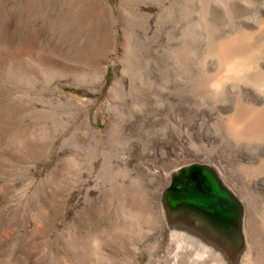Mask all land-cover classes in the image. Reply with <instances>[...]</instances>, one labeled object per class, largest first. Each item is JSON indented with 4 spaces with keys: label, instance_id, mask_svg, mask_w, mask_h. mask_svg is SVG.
Returning <instances> with one entry per match:
<instances>
[{
    "label": "rangeland",
    "instance_id": "obj_1",
    "mask_svg": "<svg viewBox=\"0 0 264 264\" xmlns=\"http://www.w3.org/2000/svg\"><path fill=\"white\" fill-rule=\"evenodd\" d=\"M107 1L111 20L103 4L83 12L72 0H0L14 42L0 53V264H184L182 225L166 221L160 200L172 176L207 160L174 132L143 146L121 133L106 139L124 108L120 91L108 92L120 64L118 2ZM108 20L112 55L99 86L85 73L101 55ZM59 51L81 69L63 67ZM216 162L232 185L228 163ZM254 230L250 219L253 242Z\"/></svg>",
    "mask_w": 264,
    "mask_h": 264
},
{
    "label": "bare ground",
    "instance_id": "obj_2",
    "mask_svg": "<svg viewBox=\"0 0 264 264\" xmlns=\"http://www.w3.org/2000/svg\"><path fill=\"white\" fill-rule=\"evenodd\" d=\"M117 2L115 25L119 43L115 61L120 70L108 92L118 89L124 108L117 119L118 133L112 131L114 117L107 126L106 139L114 142V136L121 133L125 144L135 139L143 146L148 137L156 142L168 133L182 136L185 143L203 154L207 160L204 165L242 208L236 233L228 238L194 215L169 212L161 197L166 221L182 225L184 264H191L195 256L199 257V264H261L258 251L264 242V0ZM102 4L111 20L107 0H72V5L83 12ZM83 12L77 13L78 21ZM109 20L101 36V55L94 66L87 67L90 72H82L99 86L105 82V64L112 55ZM0 23V53H4L13 48L14 42L2 24L1 12ZM19 24L17 21L15 31L20 30ZM23 33L19 36L21 42L26 38ZM69 34L60 35V49ZM55 57L67 69L81 67L60 51ZM84 126L89 139L100 143L102 138L96 137L90 123ZM83 127L80 125L79 129ZM21 130L19 127L16 135ZM214 158L228 163L232 185L226 183L223 167ZM250 219L257 234L254 242L249 233Z\"/></svg>",
    "mask_w": 264,
    "mask_h": 264
},
{
    "label": "water",
    "instance_id": "obj_3",
    "mask_svg": "<svg viewBox=\"0 0 264 264\" xmlns=\"http://www.w3.org/2000/svg\"><path fill=\"white\" fill-rule=\"evenodd\" d=\"M172 176L162 199L169 212L189 213L231 238L238 228L242 208L205 165L185 167ZM175 174V175H176Z\"/></svg>",
    "mask_w": 264,
    "mask_h": 264
}]
</instances>
